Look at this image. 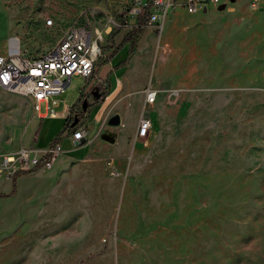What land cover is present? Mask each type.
<instances>
[{
	"label": "rangeland",
	"instance_id": "rangeland-1",
	"mask_svg": "<svg viewBox=\"0 0 264 264\" xmlns=\"http://www.w3.org/2000/svg\"><path fill=\"white\" fill-rule=\"evenodd\" d=\"M238 4L257 15L251 28L264 30V0L208 7L217 15ZM131 6L0 0V55L11 38L37 54L73 21L102 35L96 74L65 135L73 141L84 132L77 144L91 163L90 191L42 221L0 211V264H264V98H255L264 88L260 33L239 30L238 14L222 42L202 27L201 11L175 6L160 32L144 27L129 56L125 44L109 57L135 25ZM247 48L245 68L233 72L240 59L229 49ZM84 84L72 76L52 110L73 104ZM147 86L157 91L151 105L143 103ZM3 99L16 103L0 102V146L13 145L22 130L28 142L36 122L27 121L26 98L0 90ZM141 116L151 127L136 138Z\"/></svg>",
	"mask_w": 264,
	"mask_h": 264
},
{
	"label": "built area",
	"instance_id": "built-area-1",
	"mask_svg": "<svg viewBox=\"0 0 264 264\" xmlns=\"http://www.w3.org/2000/svg\"><path fill=\"white\" fill-rule=\"evenodd\" d=\"M228 0H132L129 14L134 20L144 10H148V18L144 27L158 28L160 32L165 18L172 8L182 6L189 14L202 11L208 5L224 4ZM110 25L115 22L110 21ZM100 32L91 30L85 24L73 21L60 32L57 40L49 48L37 54H31L26 49L17 48L0 55V90L17 94L30 99L31 111L39 110L40 103L44 104V115L52 117L55 112L52 105L56 98L69 83L72 76L85 81L79 91L86 93L96 74V61L100 56ZM157 96V91L150 86L143 90L144 105H151ZM80 105V103H79ZM77 109V108H76ZM43 115H37L41 118ZM72 124V123H71ZM70 124L69 127L72 125ZM69 127L57 140L49 142L45 147L20 145L14 151L0 155V177H10L15 174L29 173L37 168H49L55 159L62 154V139ZM151 121L146 116L139 117L135 129V137L147 136ZM84 132H77L73 143H78ZM110 163H106L109 165ZM111 175L117 172L108 166Z\"/></svg>",
	"mask_w": 264,
	"mask_h": 264
},
{
	"label": "crops",
	"instance_id": "crops-1",
	"mask_svg": "<svg viewBox=\"0 0 264 264\" xmlns=\"http://www.w3.org/2000/svg\"><path fill=\"white\" fill-rule=\"evenodd\" d=\"M208 6L201 11V23L202 27L205 26L207 32H211L212 37H217L221 39L220 41L227 42L231 37L228 32L231 30L234 23L236 25V22H238L236 20V15L241 14L244 18L239 19L242 20V22L239 25L241 27L238 29L249 32H251L252 29L255 35L260 33L257 35L259 37L258 43H260L261 48H264V40L262 37L264 30H260V32L257 33V28H251L253 24H255L253 18H256L257 15H255V12L252 11L250 7L238 4L214 15V10L209 9ZM249 41V39L244 40L245 43ZM9 48L11 47L5 50V54ZM248 49L249 48L245 50L237 49L236 52L234 51L235 49H229L231 53L228 52V56H231L233 52L234 55L240 59L237 62V66H234L235 69L232 70L233 72L245 68L243 63L244 59L249 55V53H246ZM260 57L263 58V63H261L259 73L261 79L264 80V51L260 54ZM258 90L259 93H255V98H264V88H258ZM3 101L6 102V105L15 102L12 99H3L0 101L1 104ZM24 102L30 105L28 99H25ZM69 108L70 105H65L61 110L56 111L52 117L45 116L44 112L33 114V112L30 111L27 121L34 117L36 123L33 128L28 131L29 141L23 143L22 137L25 130H22L13 145L5 143L0 146V155L14 151L20 145L45 147L61 130L65 118L68 115ZM18 110H20V108ZM23 113L24 116H27L26 108L23 110ZM37 115H43V117L37 118ZM62 147V154L55 159L51 167L47 169L37 168L32 172L21 173L15 177L14 192L7 197H0V211L2 212L3 218L8 217L11 219L16 215H21L23 212L26 217L42 221L43 218L48 217L47 214L50 210H61L67 207L66 205L74 201L76 195L80 197V200L82 197L85 198L84 195L89 193L92 179H94L92 178L91 163L88 159L81 158V155L84 153L83 147L74 145V143L65 136L62 139ZM11 186L12 181L10 177H0V193H9L11 191ZM79 216H82V214L80 213ZM34 232H40V230Z\"/></svg>",
	"mask_w": 264,
	"mask_h": 264
},
{
	"label": "trees",
	"instance_id": "trees-1",
	"mask_svg": "<svg viewBox=\"0 0 264 264\" xmlns=\"http://www.w3.org/2000/svg\"><path fill=\"white\" fill-rule=\"evenodd\" d=\"M147 18H148V10L146 9L142 12L141 15L136 17L135 25L132 26L131 29L127 33H125V35H123L119 44L109 53V57H112L117 52V50H119V48L125 44H129L127 56L131 54V52L135 48V44L137 42L138 37L143 32L144 25L147 21ZM122 64H124V61ZM122 64L120 63L118 67H120ZM103 95L105 96L106 94H103ZM80 100H81V95L79 93L74 103L70 105L68 115L65 118V121H64V124L62 125L61 130L54 136V138L50 141V143L53 142L54 140H57L59 136L70 126L71 123H72L71 124L72 126L76 124L77 122V113H76L77 109L76 108L79 106ZM17 175L18 174L11 176V181H12L11 191L9 193H0V197H7L14 192L15 177Z\"/></svg>",
	"mask_w": 264,
	"mask_h": 264
},
{
	"label": "bare ground",
	"instance_id": "bare-ground-1",
	"mask_svg": "<svg viewBox=\"0 0 264 264\" xmlns=\"http://www.w3.org/2000/svg\"><path fill=\"white\" fill-rule=\"evenodd\" d=\"M7 45H9V47H11V48H9V49H11V51H13V50H15V49L17 48V46H18V40H17L16 38H11V39L8 41Z\"/></svg>",
	"mask_w": 264,
	"mask_h": 264
},
{
	"label": "water",
	"instance_id": "water-1",
	"mask_svg": "<svg viewBox=\"0 0 264 264\" xmlns=\"http://www.w3.org/2000/svg\"><path fill=\"white\" fill-rule=\"evenodd\" d=\"M222 6H223V4H220V5L218 6V8H222ZM84 140H85V138H84V137H81L80 140H79V143H83ZM74 145H78V144H77V143H74Z\"/></svg>",
	"mask_w": 264,
	"mask_h": 264
}]
</instances>
